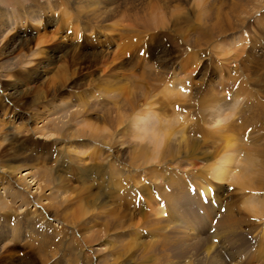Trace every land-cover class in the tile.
Here are the masks:
<instances>
[{
    "label": "rangeland",
    "instance_id": "obj_1",
    "mask_svg": "<svg viewBox=\"0 0 264 264\" xmlns=\"http://www.w3.org/2000/svg\"><path fill=\"white\" fill-rule=\"evenodd\" d=\"M232 2L150 0L145 28L131 9L96 24L0 0V264H264V189L241 183L264 167L244 157L252 115L264 136V0L238 43L211 30ZM212 95L232 104L219 122ZM226 123L243 153L224 174Z\"/></svg>",
    "mask_w": 264,
    "mask_h": 264
},
{
    "label": "bare ground",
    "instance_id": "obj_2",
    "mask_svg": "<svg viewBox=\"0 0 264 264\" xmlns=\"http://www.w3.org/2000/svg\"><path fill=\"white\" fill-rule=\"evenodd\" d=\"M62 1V0H60ZM66 1V6L65 7H68L70 6L72 8L73 11H75L76 13V17L79 18L81 20V22L83 21H91L93 23H96V24H99L100 21L103 19L105 20H108L110 16H115V15H121V14H124L125 11H128V10H132V15L134 16V19L136 22H139V23H143V27L147 28V23L149 22V17H148V14L149 12H152V11H149L148 9L151 8V10H154L152 8H154V4H149V1L150 0H123L124 1V5L126 6H123L121 5V3H119L118 1H115V0H74L76 2V5H74L72 3V0H64ZM165 1H173V0H165ZM259 1V0H258ZM136 2H139V3H136ZM205 3V2H204ZM249 3H252L253 4V0H234V2L230 3L229 6V12L227 13H223L222 11H219L216 13V20H215V24L213 26V28L211 29L212 32H214L212 35H215L216 32L219 37L220 36H227L228 34L230 35V39L231 41L233 42H236L238 36L236 35H232V33H234L235 31H237V29L240 28V25L242 24L243 20L241 18V14L243 12H246L247 9L249 8ZM21 4V3H20ZM71 4V5H70ZM216 4V3H215ZM255 4V3H254ZM257 4V3H256ZM26 5V4H25ZM32 7H36L38 8V1H32L31 4H30ZM29 5V6H30ZM22 5H18L17 7H21ZM157 6V4L155 5V7ZM192 6V5H191ZM257 6V5H255ZM253 5V7H255ZM25 7V6H24ZM2 8L3 9H7L5 7H0V14L2 15L3 12H2ZM251 8V6H250ZM249 8V10H250ZM48 9V8H47ZM19 10V9H18ZM190 10V9H189ZM23 11H26V12H30L29 9H26V8H23ZM34 9L31 11L33 12L32 14L30 13L29 15H31V19H34ZM184 11V10H183ZM37 12V11H35ZM129 11V13H131ZM24 13V12H23ZM64 13V12H63ZM203 13V12H202ZM25 15V16H24ZM28 14H23L24 17H28L29 16ZM127 15V14H125ZM131 15V14H130ZM212 16V15H211ZM151 17V16H150ZM41 17H38V19H40ZM112 18V17H111ZM178 20V19H177ZM132 21V20H131ZM176 21V20H175ZM173 22V21H172ZM4 21H3V18L0 17V37L3 35V31H2V27L4 26ZM82 24V23H81ZM131 25V24H130ZM135 25V24H134ZM141 25V26H142ZM83 27H88L90 26V24L88 22H85L84 24H82ZM144 29V28H143ZM232 35V36H231ZM203 37H205L203 34H202ZM207 36V35H206ZM209 37V36H208ZM206 38V37H205ZM198 40V39H197ZM240 41V40H239ZM207 42V41H206ZM238 43V42H236ZM230 46V45H229ZM218 47V46H217ZM231 47H229L230 49ZM225 52L227 49H225ZM191 52V51H190ZM201 54V53H200ZM190 58H192L193 56H190ZM10 60V59H9ZM1 66V65H0ZM177 83V82H176ZM179 85V83H177ZM168 86L165 87L164 89V94H168L169 96H172V93L174 94L175 93V90L173 91L172 89L171 90H168ZM178 89V88H177ZM186 90V89H185ZM178 91V90H177ZM179 94V95H178ZM176 94V96L179 98V96L183 95V94H180V92ZM185 95V94H184ZM209 95V94H208ZM213 95H216V94H213ZM212 95V97H214ZM149 96V95H148ZM167 96V95H166ZM227 96V95H225ZM233 96V95H231ZM154 97V96H153ZM162 97V96H161ZM182 97V96H181ZM207 97V99H206ZM216 97V104H214V111H213V114H212V117L216 118V121L219 122L221 119V117L223 116L222 112H223V108L225 105L226 106H230L232 104H228L227 101H230V98L229 97H226V100H225V97H219L217 98ZM214 97V98H215ZM237 97V96H236ZM147 98V97H146ZM238 98V97H237ZM236 98V99H237ZM154 99V98H153ZM152 99V100H153ZM171 99V98H170ZM205 99L208 100L209 102H213L215 103L214 101H211L212 99L210 97H208L207 95H205V98L203 99V97L201 96L200 97V101H197V104H199L198 106H201L200 108L203 107V105H205ZM258 99V98H257ZM256 99V100H257ZM181 100V99H180ZM233 100V99H232ZM241 100V99H240ZM146 101V100H145ZM153 102V101H152ZM156 102V101H155ZM255 102V101H254ZM261 102V101H260ZM260 102L259 103V107H260ZM194 103V102H193ZM223 103H226V104H223ZM238 103V102H237ZM153 104V103H152ZM212 104V103H211ZM242 104V103H241ZM249 104V103H248ZM238 105V104H237ZM246 106V105H245ZM250 106V105H249ZM206 107V106H205ZM204 108V107H203ZM235 108V107H234ZM262 108H264L262 106ZM227 109V108H225ZM224 109V110H225ZM260 109V108H259ZM236 110V108H235ZM242 111V110H241ZM251 112V111H249ZM243 113V112H242ZM258 113H260V110L258 111ZM232 114V113H230ZM261 114V113H260ZM246 115V114H245ZM258 115V114H257ZM262 115V114H261ZM246 118V117H245ZM252 118H253V122L255 123V125H253V129L254 131L256 132L255 134V137H254V142H253V148H252V151L250 152V154H248V152H244V157H246L248 160L251 161V159H253L254 157H258L260 156L259 159H261V162H264V136L260 134V120L259 118L256 119L254 118V116L252 115ZM226 119V118H225ZM119 121H121L119 119ZM176 121V120H175ZM249 122H252V120H248V122L245 120L243 123L239 124L240 125V130H244V129H248L250 126H249ZM216 124V123H215ZM114 125V124H113ZM172 125V124H171ZM219 125V124H218ZM236 124H229V123H226L225 125L221 126L220 125V128L217 129L215 132L216 133H219L220 136H222L223 138H225L226 140V143L228 144V148L227 150L225 151L226 154L225 156L223 157V160H224V163H223V168H220L219 171H221V169L223 170L224 174H227V172L229 170H231L230 168V164L235 162L236 159L238 157H236L235 155V152L237 153V151L240 152L241 150V153H243V149L239 148V147H235V145H232L233 144V138L230 136H227L228 134H225L224 133V129H229L231 130L232 128H235L236 127L234 126ZM252 125V124H251ZM144 127H146L144 125ZM171 127V126H169ZM263 127V126H262ZM256 128H259V131L256 129ZM233 129V130H235ZM142 129H139V131L141 132ZM145 130V129H144ZM252 131V130H251ZM137 132V131H136ZM170 133V132H169ZM168 133V134H169ZM251 133V132H250ZM151 136V139L150 141L152 142V144H154V146H157V143L159 140L155 139L153 136L154 135H150ZM219 137V136H218ZM169 138V137H168ZM170 139V138H169ZM168 139V142L171 141ZM215 142V141H214ZM223 142V141H222ZM236 143V142H235ZM169 145L166 146V151L168 149V151L170 150V143H168ZM231 144V145H230ZM239 143H237L236 146H238ZM242 144H240L241 146ZM223 146V144H222ZM226 147V146H225ZM197 149V146L196 145H192L191 146V150L192 151H195ZM226 149V148H225ZM252 154L254 155V157H252ZM169 155H171V150L169 151ZM239 156V155H238ZM214 158V157H213ZM256 159V158H255ZM244 160V159H243ZM240 161V160H239ZM246 161V160H245ZM242 162V161H241ZM253 161H251L252 163ZM246 164V163H245ZM253 164H258L256 161L253 162ZM240 165V164H239ZM216 166V165H215ZM218 166V165H217ZM222 167V166H221ZM230 168V169H229ZM242 168V167H241ZM256 169V173L255 175L257 176L258 180H254V176L253 177V180L254 181H250L248 182V178L241 181L242 183V186H245V187H251V184L253 185L254 188L256 189H260L263 191L264 189V170L263 168H260V167H254ZM234 170V169H233ZM237 170V169H236ZM240 171V170H239ZM235 172V170H234ZM238 172V170H237ZM251 172V171H250ZM258 172V173H257ZM236 173V172H235ZM240 173V172H239ZM252 173V172H251ZM249 173V174H251ZM28 174V173H27ZM220 174H222V172H220ZM242 174V173H241ZM217 175V174H216ZM236 175V174H234ZM243 175V174H242ZM259 175V176H258ZM221 176V175H220ZM233 176V175H232ZM245 176V175H243ZM248 176V175H247ZM231 177V176H230ZM239 177V176H238ZM249 177V176H248ZM221 178V177H220ZM230 179V178H229ZM236 179V178H234ZM249 179H251L249 177ZM26 180V179H25ZM239 180V179H238ZM232 181V180H231ZM16 183L18 181H15ZM15 186V185H14ZM5 187H7L5 185ZM205 190V189H204ZM258 191V190H257ZM256 191V192H257ZM264 192V191H263ZM256 195V194H255ZM259 195V194H258ZM263 195V194H261ZM257 196V195H256ZM252 198V197H250ZM257 199H254V201H256ZM261 200V199H260ZM248 202V201H247ZM258 202V200L256 201ZM260 203V202H259ZM259 203H257L256 205L259 206ZM253 204V203H252ZM244 206V205H243ZM250 207V206H249ZM255 207V205H254ZM260 209H261V212L264 213V206L262 203H260ZM74 208V207H73ZM252 209V208H250ZM249 209V210H250ZM243 210V209H242ZM252 211V210H251ZM258 211V210H255V212ZM252 213V212H251ZM254 213V212H253ZM77 215V214H76ZM254 215V214H253ZM258 215V214H257ZM259 216V215H258ZM264 216V215H263ZM252 218V217H251ZM236 218H233L231 216H226V218H222V220L220 221V228H225V229H229L231 228V226L234 224V221H235ZM175 222V221H174ZM256 222V221H255ZM234 226V225H233ZM72 229V228H71ZM66 231V230H65ZM187 236V235H186ZM61 239V238H60ZM78 243V242H77ZM88 245V244H87ZM79 247V246H78ZM80 248V247H79ZM77 250V249H76ZM263 253V252H262ZM145 262V261H144ZM105 263V262H104Z\"/></svg>",
    "mask_w": 264,
    "mask_h": 264
}]
</instances>
